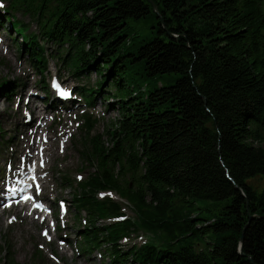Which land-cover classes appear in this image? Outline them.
I'll return each instance as SVG.
<instances>
[{
	"label": "trees",
	"instance_id": "obj_1",
	"mask_svg": "<svg viewBox=\"0 0 264 264\" xmlns=\"http://www.w3.org/2000/svg\"><path fill=\"white\" fill-rule=\"evenodd\" d=\"M7 1L39 26V34L21 21L6 27L38 71L49 63L42 35L67 46L59 59L74 75L100 76L96 88L80 89L86 110L106 83L116 91L111 146L99 136L81 144L92 172L73 201L75 216L86 215L81 237L94 243L81 251L105 243L113 264H264V0ZM149 19L154 35L139 43L129 22ZM167 76L168 85L142 89ZM88 111L84 139L99 123ZM9 143L0 138V149ZM141 232L144 245L118 249ZM3 264H17L11 246Z\"/></svg>",
	"mask_w": 264,
	"mask_h": 264
},
{
	"label": "rangeland",
	"instance_id": "obj_2",
	"mask_svg": "<svg viewBox=\"0 0 264 264\" xmlns=\"http://www.w3.org/2000/svg\"><path fill=\"white\" fill-rule=\"evenodd\" d=\"M0 14L3 16L0 17L2 19L0 24V109L2 110L0 111V138H3L5 143L10 142L9 145L0 149V199L8 194L5 187L14 180L16 172L36 170L41 188L37 191L36 187L34 192L38 195L37 201L44 202L49 207L45 214L50 215L43 223L42 216L28 215L26 214L28 211L20 207L4 209L5 200L3 199L0 205V264H3L9 246L12 247L17 264H83L87 259H90L92 264H113L112 254L104 251L105 243H101L103 246L98 249H90V252L81 251L83 245L94 248V243L89 244L81 237L80 229L85 225L86 215H83L81 219L75 216L73 194L77 183L85 181L92 172L88 165L84 167L82 165L81 144L89 142V138L99 136L105 146H111L108 130L111 123L120 117L115 108L118 107L116 91L109 85L111 83H106L104 94L95 100V107L92 110H86L88 105L81 96L80 89L84 86L96 88L97 82L101 80L96 71L87 70L86 74L74 75L59 59L61 52L65 55L67 46L61 48L54 41L43 39L42 35H39V42L44 48L49 63L46 73L38 71L29 51L25 48L21 53L19 51L17 42L23 45L22 36L16 35L14 28L10 32L6 29L9 26L8 20L12 23L21 21L28 25V33L39 34L38 24L23 11L12 12L7 0H0ZM155 23V19L129 22L130 29L137 34L139 43L152 39ZM16 39H18L17 42ZM172 79L174 77L167 76L160 78L159 82L149 80L148 86L143 85L144 82L140 85H143L142 89L148 91L162 84L168 85ZM56 81L63 84L64 89L74 91L72 101L55 102L51 89ZM115 88L117 90V87ZM138 91H140L139 87L136 88V92ZM118 95L127 97L131 95V91L129 89L127 95L123 91H118ZM30 103L35 109L41 112L50 111V113L44 120H37L27 129L28 123L32 120L30 111L24 108L21 116L17 114V111ZM71 103L76 105V109H69L66 120V109ZM82 110L88 111L99 120L95 130L86 139H84L86 134L82 131ZM34 126L40 128L39 133L33 128ZM55 140L57 143L54 144ZM32 143L35 145L33 156L42 150L43 157L36 161L33 159L34 164L31 166L27 154L31 150ZM67 179H70L73 185H69L71 183L66 182ZM127 181L131 180L127 178ZM107 195L123 204V213L126 218L136 217L131 204L125 200L122 201L114 193ZM59 201H63L65 207H60ZM32 220L35 223H31ZM104 223L106 221H101L97 223V226L101 227ZM45 231L48 233L47 236L44 235ZM138 235L134 234L131 238L123 240L118 249L125 252L134 245L139 247L148 242V234L141 232ZM63 249L66 252L62 251ZM119 263L124 262L121 260ZM124 264L137 263L130 257Z\"/></svg>",
	"mask_w": 264,
	"mask_h": 264
},
{
	"label": "bare ground",
	"instance_id": "obj_3",
	"mask_svg": "<svg viewBox=\"0 0 264 264\" xmlns=\"http://www.w3.org/2000/svg\"><path fill=\"white\" fill-rule=\"evenodd\" d=\"M22 93V92H21ZM23 94V93H22ZM20 101H21V99H20ZM19 101V102H20ZM33 103H34V101H33ZM75 106V107H74ZM19 107H21V106H19ZM24 108H27L29 111H30V113H31V117H32V120L28 123V125L27 126H29L27 129H29L31 126H32V123L34 124L37 120H44L47 116H48V114L50 113V111H45V112H41L40 110H37V109H35V107L33 106V104L32 103H30V104H28L27 106H25V107H22L21 108V110H18L17 111V114L18 115H23V109ZM72 108H75L76 109V105L75 104H73V103H71L70 104V107L68 108V109H66V113H65V115H66V120H67V114H68V111H70V110H72ZM70 109V110H69ZM0 111H2L1 109H0ZM4 112H5V110H4ZM20 112V113H19ZM60 113H62V114H64L63 112H61V111H59ZM42 113V114H41ZM35 130H36V132H40V128L39 127H36V126H34L33 127ZM34 134V133H33ZM32 137V136H31ZM55 143H57V140H55L54 141V144ZM34 143H32V145H31V150L28 152V154H27V157H28V161H30V164H31V166L34 164V161H32L33 159L36 161V160H39V159H41L43 156H42V150H40V152H38L37 154H36V156H33V154H32V152L34 151ZM30 147V146H29ZM33 149V150H32ZM37 156H38V158H37ZM32 161V162H31ZM37 185H39V180H38V177L37 176H31V186H34V187H37ZM39 188H41V185H39ZM35 190L34 189H32V191H31V193L33 194V195H35V192H34ZM2 204V198L0 199V205ZM5 211V210H4ZM38 214V212L37 211H35V210H32L31 211V215H37ZM45 221H43V223H44ZM31 223H35V221L34 220H32V222ZM62 251H64V252H66V250L65 249H63ZM83 264H92V262H91V260L90 259H87Z\"/></svg>",
	"mask_w": 264,
	"mask_h": 264
},
{
	"label": "snow or ice",
	"instance_id": "obj_4",
	"mask_svg": "<svg viewBox=\"0 0 264 264\" xmlns=\"http://www.w3.org/2000/svg\"><path fill=\"white\" fill-rule=\"evenodd\" d=\"M55 87L60 91V94L63 96H68L70 95V93L66 92L65 90H63L59 84H56ZM37 191H39V186L37 185ZM37 208H40L41 210H44V205L43 204H36L35 205ZM45 236L48 235L47 231H45L44 233ZM50 238V237H49Z\"/></svg>",
	"mask_w": 264,
	"mask_h": 264
},
{
	"label": "water",
	"instance_id": "obj_5",
	"mask_svg": "<svg viewBox=\"0 0 264 264\" xmlns=\"http://www.w3.org/2000/svg\"><path fill=\"white\" fill-rule=\"evenodd\" d=\"M153 7H154V8H156V6H155V5H154ZM240 251H242V247H241Z\"/></svg>",
	"mask_w": 264,
	"mask_h": 264
}]
</instances>
